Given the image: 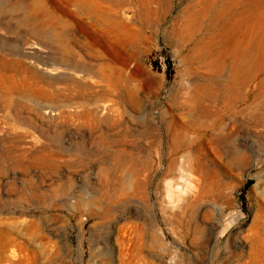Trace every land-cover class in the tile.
Wrapping results in <instances>:
<instances>
[{
	"label": "rangeland",
	"instance_id": "obj_1",
	"mask_svg": "<svg viewBox=\"0 0 264 264\" xmlns=\"http://www.w3.org/2000/svg\"><path fill=\"white\" fill-rule=\"evenodd\" d=\"M0 1V264H264V123L173 140L227 87L182 73L192 0Z\"/></svg>",
	"mask_w": 264,
	"mask_h": 264
},
{
	"label": "bare ground",
	"instance_id": "obj_2",
	"mask_svg": "<svg viewBox=\"0 0 264 264\" xmlns=\"http://www.w3.org/2000/svg\"><path fill=\"white\" fill-rule=\"evenodd\" d=\"M7 6L9 5L0 1V13L5 12ZM31 7L35 15L38 8ZM111 19L114 25L127 27L126 21L120 17L114 16ZM71 26L72 24L63 23L61 28L65 30ZM171 38L177 47L186 50L181 57L184 64L183 74L192 75L201 71L217 74L228 69V74L224 75L227 78V87L220 102L215 103L216 109L213 110L210 104H202L201 114L188 120L187 124L178 123L173 134L176 144L182 141L186 144L190 132L203 126L204 122L221 120V124H224V112L227 108L233 110L227 118L231 125L235 126L244 121L250 125L264 123V78L259 85H255L257 92L253 95L250 88L246 89L264 71V0H192L173 23ZM91 41L92 44L96 42L94 38ZM63 46L64 59L66 62L70 61L71 52L64 44ZM114 72V77L122 78V70ZM101 75L103 78L109 77L105 70L101 71ZM191 85L190 96L181 106L184 109L189 107V110H197L207 86L199 79L193 80ZM250 96L252 97L249 98ZM242 103L245 104L240 108Z\"/></svg>",
	"mask_w": 264,
	"mask_h": 264
},
{
	"label": "trees",
	"instance_id": "obj_3",
	"mask_svg": "<svg viewBox=\"0 0 264 264\" xmlns=\"http://www.w3.org/2000/svg\"><path fill=\"white\" fill-rule=\"evenodd\" d=\"M248 185V184H247Z\"/></svg>",
	"mask_w": 264,
	"mask_h": 264
}]
</instances>
